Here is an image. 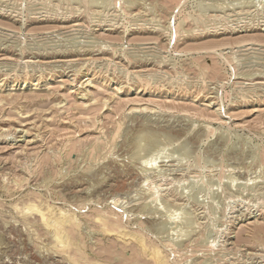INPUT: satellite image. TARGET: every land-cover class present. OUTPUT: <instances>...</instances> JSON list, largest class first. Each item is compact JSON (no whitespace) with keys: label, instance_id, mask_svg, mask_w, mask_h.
<instances>
[{"label":"rangeland","instance_id":"1","mask_svg":"<svg viewBox=\"0 0 264 264\" xmlns=\"http://www.w3.org/2000/svg\"><path fill=\"white\" fill-rule=\"evenodd\" d=\"M0 264H264V0H0Z\"/></svg>","mask_w":264,"mask_h":264}]
</instances>
